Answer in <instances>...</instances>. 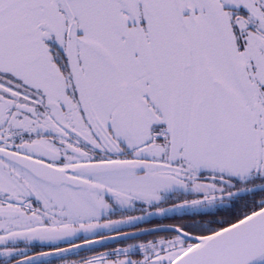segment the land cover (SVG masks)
Returning <instances> with one entry per match:
<instances>
[{
  "label": "snow or ice",
  "instance_id": "snow-or-ice-1",
  "mask_svg": "<svg viewBox=\"0 0 264 264\" xmlns=\"http://www.w3.org/2000/svg\"><path fill=\"white\" fill-rule=\"evenodd\" d=\"M0 264H264V0H0Z\"/></svg>",
  "mask_w": 264,
  "mask_h": 264
},
{
  "label": "flooded vegetation",
  "instance_id": "flooded-vegetation-1",
  "mask_svg": "<svg viewBox=\"0 0 264 264\" xmlns=\"http://www.w3.org/2000/svg\"><path fill=\"white\" fill-rule=\"evenodd\" d=\"M166 222H170V221H166Z\"/></svg>",
  "mask_w": 264,
  "mask_h": 264
}]
</instances>
